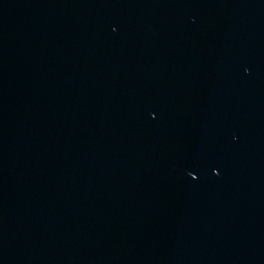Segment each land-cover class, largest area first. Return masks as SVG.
<instances>
[{
	"label": "water",
	"instance_id": "water-1",
	"mask_svg": "<svg viewBox=\"0 0 264 264\" xmlns=\"http://www.w3.org/2000/svg\"><path fill=\"white\" fill-rule=\"evenodd\" d=\"M0 264H264V0H0Z\"/></svg>",
	"mask_w": 264,
	"mask_h": 264
}]
</instances>
